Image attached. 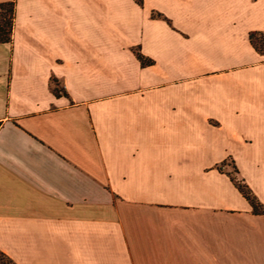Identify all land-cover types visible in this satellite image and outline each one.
Instances as JSON below:
<instances>
[{
	"label": "crops",
	"instance_id": "0c3cea01",
	"mask_svg": "<svg viewBox=\"0 0 264 264\" xmlns=\"http://www.w3.org/2000/svg\"><path fill=\"white\" fill-rule=\"evenodd\" d=\"M7 1L0 251L264 264V0Z\"/></svg>",
	"mask_w": 264,
	"mask_h": 264
},
{
	"label": "trees",
	"instance_id": "16d2710c",
	"mask_svg": "<svg viewBox=\"0 0 264 264\" xmlns=\"http://www.w3.org/2000/svg\"><path fill=\"white\" fill-rule=\"evenodd\" d=\"M13 13H14V2H0V42H8L11 39L12 27H13ZM250 40L257 47L255 34H250ZM262 48L264 50V41L261 42ZM141 64H148L149 60H146L142 55L137 54ZM234 184L242 195L250 202L254 211H260L261 205L258 203L256 198L252 195L250 189L247 185L241 180H235ZM0 264H16L9 258L5 253L0 251Z\"/></svg>",
	"mask_w": 264,
	"mask_h": 264
},
{
	"label": "rangeland",
	"instance_id": "374dc122",
	"mask_svg": "<svg viewBox=\"0 0 264 264\" xmlns=\"http://www.w3.org/2000/svg\"><path fill=\"white\" fill-rule=\"evenodd\" d=\"M264 38V36H262ZM228 165L231 166V163L229 161H227ZM230 173L232 175V177L235 179V180H239V178H237L236 174H234V170H230ZM263 208L261 207L260 210H262Z\"/></svg>",
	"mask_w": 264,
	"mask_h": 264
}]
</instances>
